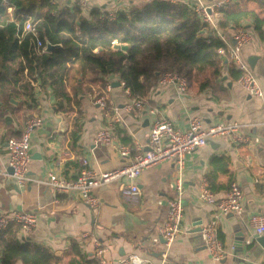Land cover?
I'll use <instances>...</instances> for the list:
<instances>
[{"label": "crops", "instance_id": "crops-1", "mask_svg": "<svg viewBox=\"0 0 264 264\" xmlns=\"http://www.w3.org/2000/svg\"><path fill=\"white\" fill-rule=\"evenodd\" d=\"M76 1L53 2L63 9L72 7ZM137 1L142 0H81L80 3L83 13L89 17L93 8L112 13L129 10ZM179 1L190 5L198 3V0ZM201 1L204 4L223 2L222 7L254 11L264 18V0ZM220 8L212 11L217 27L209 25L210 29L227 45L232 43L238 30L249 32L251 39L243 47L242 55L264 91V37L256 29L253 18L244 19L239 27L222 28ZM251 57L255 58L254 66L249 62ZM233 67L232 59L224 55L220 73L209 85L204 84L202 76L189 84V91L183 97L172 86L157 85L142 98L143 108L132 112H126L125 107L135 98L118 76L106 77L111 84L108 91L107 86L101 88L99 84L88 83L87 78L83 80L78 62L70 67L65 78L69 99L59 96L49 82L43 85L40 79L34 81L33 91L12 99L0 118V121L8 118L0 122V214L21 210L39 214L38 226L33 232L25 235L15 225V237L47 246L61 257L59 264H68L72 259L69 246L73 242L81 245L84 256L78 258L76 264H102L95 254L97 242L107 247L108 264H119L132 254L145 259V264H264V245L258 240L262 235L256 232L252 222L253 215H264L263 185L256 181L264 175V98L250 95L232 75ZM119 81L121 85H115ZM98 92L107 95V109L94 102ZM116 108L127 119L132 131L119 126L113 144L95 145L97 132L108 125ZM0 109L4 112V107ZM32 115L42 116L43 125L32 136L35 148L29 162L32 180L20 186L8 170V140L21 136L25 119ZM161 116L183 131L188 130L192 116L201 117L205 125L236 122L240 125V133L249 136V140L242 142L221 138L218 140L224 145L219 149L208 143L188 154L182 231L165 263H162L164 240L161 238L157 242L155 238L165 220L168 201L176 195L172 162L143 171L138 180L141 194L137 203L129 202L123 195L122 183L126 180H113L98 186L95 194L100 204L94 208L74 193H55L48 183L49 172L75 178L86 168L96 174L115 168L122 163L120 146L129 145L135 149L137 144H146L153 122ZM121 130L126 132L131 144L123 142ZM83 160H87V164ZM209 177L218 198L226 194L232 182L241 185L244 208L240 214L220 212L215 203H206L199 197L202 184ZM212 221L216 222L219 238L228 250L219 261L207 250L200 229Z\"/></svg>", "mask_w": 264, "mask_h": 264}, {"label": "trees", "instance_id": "trees-1", "mask_svg": "<svg viewBox=\"0 0 264 264\" xmlns=\"http://www.w3.org/2000/svg\"><path fill=\"white\" fill-rule=\"evenodd\" d=\"M53 1L0 0V106L4 107V112L0 109V118L11 100L30 94L34 81L39 79L43 85L49 82L59 96L69 99L65 78L77 62L83 80L87 78L88 83L104 88L108 84L106 77L116 75L133 98L146 97L166 71L180 73L189 84L204 76L205 85L220 73L224 55L219 49L227 44L186 2L137 1L129 10L117 11L111 18L101 8H93L87 17L81 0L63 9ZM218 11L223 14L219 21L222 28L239 27L244 19L253 18L264 37V18L258 13L231 7ZM28 18L36 26L37 36L24 33ZM38 39L43 42L41 47L37 45ZM114 41L129 47L117 49ZM48 43L56 47L47 51L44 47ZM209 71L210 75H206ZM231 72L236 79L242 74L236 67ZM120 133L123 142L131 144L126 132ZM208 181L214 191L211 177ZM14 226L0 230V264H59L61 257L47 246L16 238ZM69 254L72 259L68 264H76L78 258L84 257L76 242L69 246Z\"/></svg>", "mask_w": 264, "mask_h": 264}, {"label": "built area", "instance_id": "built-area-1", "mask_svg": "<svg viewBox=\"0 0 264 264\" xmlns=\"http://www.w3.org/2000/svg\"><path fill=\"white\" fill-rule=\"evenodd\" d=\"M200 15L202 20L209 25L216 26L212 11L223 6V2L214 4H204L201 0L191 5ZM117 12V11H116ZM116 12L110 13L114 18ZM24 33L38 35L35 24L31 18H28L23 27ZM235 43H230L227 47H222L219 52L228 55L234 62L235 67L242 72L238 82L254 97L264 98V91L258 82L254 71L250 68L247 61L243 58L242 49L250 42L251 36L245 29L236 32ZM117 41H114L116 43ZM38 47L43 45L41 39H38ZM47 46L44 47L46 49ZM124 85V82H123ZM158 86H172L180 96H185L189 91L188 79L176 71L164 72L158 81ZM108 91L111 84L107 85ZM129 92L130 90L127 89ZM94 102L102 109L108 107V97L105 93L96 95ZM144 106L142 98H135L132 103L125 107L126 112L140 110ZM115 114L111 117L108 125L100 129L95 137V145L105 143L113 144L117 139V129L119 126L132 131L127 119L123 116L119 108L115 109ZM152 113H156L152 110ZM43 125V118L40 115H32L25 119L23 130L20 137H10L8 140V165L14 172L12 176L20 186H26L31 180L29 175V162L31 159L30 150L32 148V136L34 131ZM240 125L236 122L226 123L218 122L205 125L202 118L192 116L188 130L183 131L177 128L174 123L163 116L157 117L153 122L149 139L146 144H137V147L121 145L119 155L122 163L115 168L96 174L91 169H83L75 178L65 177L63 175L49 172L48 183L55 193L76 194L91 207H97L100 204V198L95 194V189L105 183L113 180H126L122 183L123 195L131 203H137L141 194L138 180L144 170L161 165L165 162H172L174 166V183L176 195L168 201V209L165 220L159 229V236L155 241L162 243V263L168 260L171 247L182 231V221L184 218L183 194H184V171L188 154L194 150L208 144L207 138L213 139L229 138L235 142L249 140V136L240 133ZM146 147L148 149H146ZM87 164V160H83ZM263 185L262 193L264 195V175L256 179ZM199 197L206 203H215L223 213L240 214L244 208V193L238 182H232L226 194L218 198L211 189L207 180H204L200 189ZM39 214L33 210L16 211L13 214H0V230H4L11 225L20 228L23 234H30L38 226ZM252 222L255 225L256 232L259 235L264 234V215H253ZM202 236L205 246L214 260L224 258L228 250L219 238V232L215 221L207 223L202 228ZM96 257L102 264H108L105 258L106 246L97 242ZM137 254H132L120 261L119 264H145Z\"/></svg>", "mask_w": 264, "mask_h": 264}, {"label": "water", "instance_id": "water-1", "mask_svg": "<svg viewBox=\"0 0 264 264\" xmlns=\"http://www.w3.org/2000/svg\"><path fill=\"white\" fill-rule=\"evenodd\" d=\"M205 31H206V29L203 30V32H205ZM235 42H236V41H235V39H234V40L232 41V43H235ZM55 47H56V45L51 44V43H48V44H47V48H46V50H47V51H51V50H53ZM114 47L117 48V49L127 50L129 46H128L127 44H121V43L116 42L115 45H114ZM254 61H255V58H254V57H251V58L249 59V62H250V64H251V66H254ZM115 85H118V86H119V85H121V82H120V81H119V82H116ZM147 122H148V120L146 121V125L148 124ZM207 142H208L209 144H211V145H212L214 148H216V149H219L220 147H222V146L224 145V144L222 143L221 140L213 139V138H211V137H208V138H207ZM146 149H148V148H146ZM34 151H35V148L32 147L31 150H30V153L33 154ZM39 158H41V156H39ZM8 170H9V172H10L11 174H13L14 170H13L12 167H9ZM200 229H202V228H200ZM258 240L264 245V235L259 236V237H258Z\"/></svg>", "mask_w": 264, "mask_h": 264}, {"label": "rangeland", "instance_id": "rangeland-1", "mask_svg": "<svg viewBox=\"0 0 264 264\" xmlns=\"http://www.w3.org/2000/svg\"><path fill=\"white\" fill-rule=\"evenodd\" d=\"M100 93L98 92V93H96V95H99Z\"/></svg>", "mask_w": 264, "mask_h": 264}]
</instances>
